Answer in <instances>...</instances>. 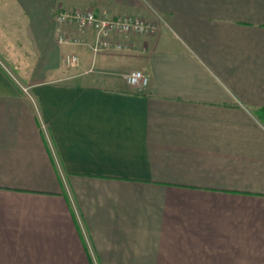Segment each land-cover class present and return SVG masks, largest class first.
Masks as SVG:
<instances>
[{"label": "crops", "instance_id": "crops-1", "mask_svg": "<svg viewBox=\"0 0 264 264\" xmlns=\"http://www.w3.org/2000/svg\"><path fill=\"white\" fill-rule=\"evenodd\" d=\"M4 2L0 264H264V0ZM58 9L156 30L93 56Z\"/></svg>", "mask_w": 264, "mask_h": 264}, {"label": "built area", "instance_id": "built-area-1", "mask_svg": "<svg viewBox=\"0 0 264 264\" xmlns=\"http://www.w3.org/2000/svg\"><path fill=\"white\" fill-rule=\"evenodd\" d=\"M53 31L57 34L60 44L82 45L86 40L82 34L91 31L92 41L88 44L93 56L109 49L123 50L128 46L118 40L120 36L132 34H153L156 25L152 20L129 15L107 16L91 9H58L52 15ZM63 25L73 26L79 36L67 35L62 30ZM61 62L66 66H75L80 62L76 53H63ZM125 81L137 90L144 89L148 84V75L141 70L123 73ZM24 92L27 90L23 88Z\"/></svg>", "mask_w": 264, "mask_h": 264}, {"label": "rangeland", "instance_id": "rangeland-1", "mask_svg": "<svg viewBox=\"0 0 264 264\" xmlns=\"http://www.w3.org/2000/svg\"><path fill=\"white\" fill-rule=\"evenodd\" d=\"M4 0H0V7L4 4ZM2 22V25H0V27H2L3 25L5 26H8L9 24H13L14 20L13 19H10V18H0V23ZM7 22V23H6ZM4 37V34L2 32H0V39H2ZM9 37H11V39H8V37L5 38V44L8 45V42L12 45L14 44V35L12 33H9ZM17 40V39H16ZM18 41V40H17ZM10 46V45H9ZM11 47V46H10ZM76 53V52H75ZM78 54V53H77ZM79 55V54H78ZM79 58H80V55H79ZM3 59V58H2ZM3 62H5V65L7 66V68L9 69L10 73H14L16 78H17V85L21 88V87H25L26 86V83H24L18 76L17 74V70L14 69L13 65L9 64L5 59L2 60ZM129 65H131L129 63ZM69 67V66H67ZM126 67H130L128 66V64H125V65H122V67H117V68H126ZM27 89V92H26V95L28 96V98L30 97V94H29V90L28 88L26 87Z\"/></svg>", "mask_w": 264, "mask_h": 264}]
</instances>
